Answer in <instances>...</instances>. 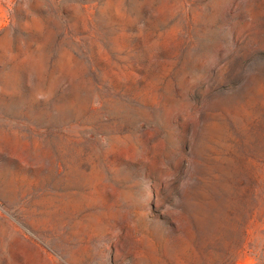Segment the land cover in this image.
<instances>
[{
  "label": "rangeland",
  "instance_id": "1",
  "mask_svg": "<svg viewBox=\"0 0 264 264\" xmlns=\"http://www.w3.org/2000/svg\"><path fill=\"white\" fill-rule=\"evenodd\" d=\"M0 264H264V0H0Z\"/></svg>",
  "mask_w": 264,
  "mask_h": 264
},
{
  "label": "bare ground",
  "instance_id": "2",
  "mask_svg": "<svg viewBox=\"0 0 264 264\" xmlns=\"http://www.w3.org/2000/svg\"><path fill=\"white\" fill-rule=\"evenodd\" d=\"M116 2H118V1H116Z\"/></svg>",
  "mask_w": 264,
  "mask_h": 264
}]
</instances>
